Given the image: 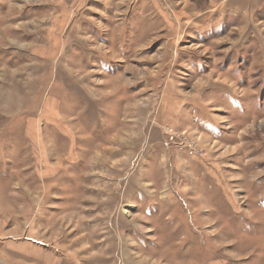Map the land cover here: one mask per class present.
I'll return each mask as SVG.
<instances>
[{"label":"rangeland","instance_id":"374dc122","mask_svg":"<svg viewBox=\"0 0 264 264\" xmlns=\"http://www.w3.org/2000/svg\"><path fill=\"white\" fill-rule=\"evenodd\" d=\"M0 264H264V0H0Z\"/></svg>","mask_w":264,"mask_h":264},{"label":"crops","instance_id":"0c3cea01","mask_svg":"<svg viewBox=\"0 0 264 264\" xmlns=\"http://www.w3.org/2000/svg\"><path fill=\"white\" fill-rule=\"evenodd\" d=\"M10 250L12 251V252H14V253H16V252H20L21 253V251H20V249H18L16 246H10ZM15 256H16V254H14ZM18 256H20V254L18 255ZM20 257H24V259H27L26 258V254L23 256V254L20 256Z\"/></svg>","mask_w":264,"mask_h":264}]
</instances>
